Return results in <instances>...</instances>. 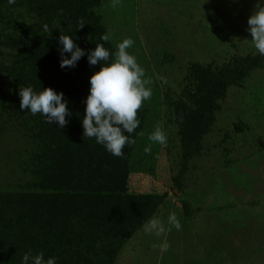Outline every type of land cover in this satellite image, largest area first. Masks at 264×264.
<instances>
[{
    "label": "rangeland",
    "instance_id": "1",
    "mask_svg": "<svg viewBox=\"0 0 264 264\" xmlns=\"http://www.w3.org/2000/svg\"><path fill=\"white\" fill-rule=\"evenodd\" d=\"M112 2L94 9L103 33H111L112 57L116 45L131 37L128 51L152 80L137 131L127 133L136 143L125 186L132 195L164 197L149 220L158 218L170 229L157 237L144 224L112 264H264V55L247 30L257 0ZM10 48L0 46V61L13 60ZM227 67L239 68L237 76L212 82L208 71ZM9 82L0 73V90ZM20 102L0 105V191H28L36 182L33 156L41 155L40 148L33 122L16 115L26 113ZM180 102L213 118L192 141L179 124ZM161 122L167 144H152L147 154L148 136ZM170 213L182 230L168 224ZM165 243L162 251L158 246Z\"/></svg>",
    "mask_w": 264,
    "mask_h": 264
},
{
    "label": "trees",
    "instance_id": "2",
    "mask_svg": "<svg viewBox=\"0 0 264 264\" xmlns=\"http://www.w3.org/2000/svg\"><path fill=\"white\" fill-rule=\"evenodd\" d=\"M104 1L16 0L9 4L0 0V46H11L13 59L0 61V73L10 80L0 90L1 107L17 106L21 87H32L37 94L51 87L64 93L71 112L64 128L57 122L47 123L40 113L16 112L22 119L28 117L23 121L29 125L33 122L31 132L41 155L33 156L37 177L28 191H0V264H23L25 253L34 257L40 252L45 262L55 258L56 264H112L163 202L158 195L128 193L127 157L134 145H126L124 155L117 157L95 138L83 136L90 78L103 65L91 66L87 54L96 44L113 54L102 40L103 29L94 14ZM61 34L71 36L85 50L76 67H60ZM65 55L70 58L71 53ZM238 72L237 67H227L208 74L217 84ZM189 107L180 102L177 116L189 133L185 137L192 141L194 131H205V121L213 122V118L207 110ZM68 183L74 186L65 187Z\"/></svg>",
    "mask_w": 264,
    "mask_h": 264
},
{
    "label": "clouds",
    "instance_id": "3",
    "mask_svg": "<svg viewBox=\"0 0 264 264\" xmlns=\"http://www.w3.org/2000/svg\"><path fill=\"white\" fill-rule=\"evenodd\" d=\"M9 4H15L16 0H8ZM119 0H113L112 7H116ZM248 31L251 34V41L260 55H264V5L257 0L255 10L249 17ZM84 25L81 24L80 28ZM48 30V26H44ZM112 39L111 33L102 36V40L108 42ZM59 43L62 46L61 68L76 67L77 62L86 54L75 40L69 35L61 34ZM134 40L129 37L116 45L114 59L108 63L112 54L103 44H96L94 50L88 53V62L95 66L103 62L99 71L90 78V94L86 99V115L82 119L84 137L95 138L96 143L103 145L106 150L114 156L122 157L123 149L126 145H134L135 139H130L129 135L139 126L138 112L144 106V102L151 99L152 80L146 77L145 69L138 63L134 54L128 50L134 46ZM66 53H71L70 58ZM21 97L20 108L28 109L35 116L40 113L46 118V122L52 124L57 122L60 128H64L68 123L66 116L71 114L64 93H57L53 88L48 87L38 94L32 87H21L19 90ZM139 135H143L141 132ZM151 143L144 149L147 154H151L152 144L165 146L167 144V133L163 130V124L158 123L154 131L148 136ZM168 224L177 231L182 230V224L175 213L168 216ZM144 231L147 234L157 237L165 234L164 223L158 218H152L145 223ZM157 247V245H154ZM158 247L166 251L168 244ZM56 264L55 258H49L46 262L44 253L30 256L25 253L23 264Z\"/></svg>",
    "mask_w": 264,
    "mask_h": 264
}]
</instances>
